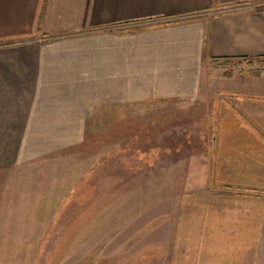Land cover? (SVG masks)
Masks as SVG:
<instances>
[{"label":"crops","instance_id":"1","mask_svg":"<svg viewBox=\"0 0 264 264\" xmlns=\"http://www.w3.org/2000/svg\"><path fill=\"white\" fill-rule=\"evenodd\" d=\"M263 59L264 0H0V150L77 142L94 109L194 99L205 62ZM262 134L226 135L228 151L249 155ZM242 172L249 185L224 187L264 188ZM176 206L159 226L166 264H264V194Z\"/></svg>","mask_w":264,"mask_h":264},{"label":"rangeland","instance_id":"2","mask_svg":"<svg viewBox=\"0 0 264 264\" xmlns=\"http://www.w3.org/2000/svg\"><path fill=\"white\" fill-rule=\"evenodd\" d=\"M261 101L264 59L216 60L194 99L99 107L77 142H3L0 264H166L159 226L179 198L264 194L224 187L264 177V141H226L264 136Z\"/></svg>","mask_w":264,"mask_h":264}]
</instances>
